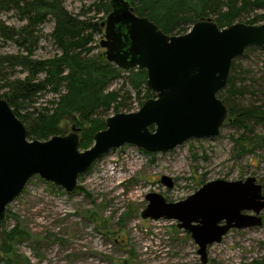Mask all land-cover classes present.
<instances>
[{"label": "rangeland", "instance_id": "rangeland-1", "mask_svg": "<svg viewBox=\"0 0 264 264\" xmlns=\"http://www.w3.org/2000/svg\"><path fill=\"white\" fill-rule=\"evenodd\" d=\"M94 2L63 0V6L78 16ZM262 14L260 10L249 11L239 21L243 23ZM91 15L88 12L86 16ZM106 16L98 18L104 21ZM0 21L8 28L26 24L15 9L2 12ZM255 23L264 24V19ZM53 28V21L47 17L32 31V40L35 39L32 55L15 40L0 34V97L8 91L6 86L10 82L27 76L26 70L11 58L46 60L58 53L51 38ZM101 38L95 39L93 55H104L99 46ZM237 59L241 66L238 86L248 87V93L236 96L233 103L245 107L264 105V50L258 48ZM43 77L41 73L37 79ZM121 85L122 81H115L108 90H119ZM121 93L124 106L117 112L110 110L106 119L118 113H135L147 100L156 98L151 93L150 98L144 99V92L135 98L127 86ZM55 98L43 92L23 104L21 110L40 111L51 107ZM63 125L61 136H66L73 124ZM149 129L153 132L154 126ZM254 130L256 134H264V123ZM242 133V129L226 120L217 137L191 139L166 153H148L124 144L102 156L81 175L72 193L34 176L6 208L0 226V264H201L196 244L189 233L177 228V221L141 218L148 205L145 197L155 193L166 203H177L207 182L244 181L248 177L256 179L264 194V148L240 155L234 140ZM163 176L172 180L171 188L160 183ZM261 217V227L232 229L220 243L209 246L206 264H264V210ZM12 230L21 235L6 243L11 251L6 254L3 244Z\"/></svg>", "mask_w": 264, "mask_h": 264}, {"label": "water", "instance_id": "water-1", "mask_svg": "<svg viewBox=\"0 0 264 264\" xmlns=\"http://www.w3.org/2000/svg\"><path fill=\"white\" fill-rule=\"evenodd\" d=\"M123 5L101 23L99 46L106 61L118 69L144 70L146 88L156 98L135 113L108 117L105 129L83 152L74 126L66 136L27 140L24 125L0 98V226L7 206L34 176L72 193L81 175L124 144L166 153L191 139L217 137L228 116L217 94L227 85L232 61L247 48H264V24L234 23L219 29L211 18H204L183 35H166L149 19L137 16L127 2ZM160 183L173 186L165 176ZM145 199L148 205L141 218L177 221V228L196 244L201 264L207 263V248L220 243L230 230L263 225L264 194L254 177L207 182L177 203H166L155 193Z\"/></svg>", "mask_w": 264, "mask_h": 264}, {"label": "trees", "instance_id": "trees-1", "mask_svg": "<svg viewBox=\"0 0 264 264\" xmlns=\"http://www.w3.org/2000/svg\"><path fill=\"white\" fill-rule=\"evenodd\" d=\"M123 2H127L137 16L156 24L166 35H183L194 23L210 17L219 29L240 23L239 20L249 11L260 10L263 14L243 24L255 25L257 20L264 19V0H95L89 10L81 11L78 16L65 9L63 0H0V14L15 9L26 21L21 28H8L0 21V34L25 47L28 55L33 53L35 39L32 40V31L37 25L47 17L54 24L51 38L58 53L46 60L11 58L26 70L27 76L10 82L6 86L8 91L0 97L24 125L27 140L44 142L61 136L63 124L72 123V127L79 130L78 149L85 151L92 144L94 135L105 129L106 114L112 109L117 112L124 106L121 92L125 86L131 89L135 98H140L142 92V98L151 97L152 92L146 88L144 70L123 71L107 62L104 55L92 54L96 48L95 39L103 32V21L98 16L123 9ZM88 12L93 15L86 16ZM256 49L247 48L244 54ZM236 61L238 59L232 61L227 85L217 97L227 108L226 120L243 130L242 135L234 140L243 155L264 148V134H256L254 130L264 123V105L245 107L233 103L236 96L248 93V87L238 86L241 66ZM41 73L44 77L38 80ZM119 80L122 81L119 90L109 91L112 83ZM43 92L56 96L51 107L40 111L21 110L23 104ZM19 235L21 232L17 230L6 234L3 244L6 254L11 253L6 243L13 242Z\"/></svg>", "mask_w": 264, "mask_h": 264}]
</instances>
